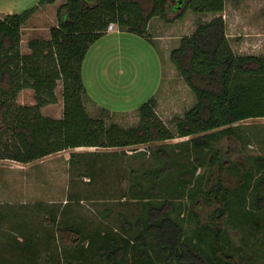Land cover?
<instances>
[{
  "label": "trees",
  "instance_id": "obj_1",
  "mask_svg": "<svg viewBox=\"0 0 264 264\" xmlns=\"http://www.w3.org/2000/svg\"><path fill=\"white\" fill-rule=\"evenodd\" d=\"M51 1L38 0L20 11L0 14V158L29 161L81 145L148 143L161 161L118 174L121 180L128 178L119 194L122 206L130 203L125 210L111 212L107 203L91 217L72 212L76 203L72 200L84 197L72 192L60 212L56 208L50 212L52 226L40 219L34 231H23L25 225L17 224L22 233L17 241L32 242L37 257L45 258L48 264H257L250 254L236 248L227 227L234 204L243 205L250 182L244 176L235 184L227 181L225 171L232 172L234 162L224 154L242 151L237 121L264 116V53L237 52L227 35L224 17L217 14L184 34L170 51L180 75L196 95L194 104L174 118V127L157 112L154 95L139 105L140 118L130 126L108 122L105 114H90L84 102L83 59L109 21L147 34L153 16L173 22L189 9L222 11L226 0H64L58 5V21L50 26L49 37L30 38V50L22 51V24L39 4ZM58 79L62 80L63 114L56 117L41 108L58 100ZM27 86L34 89L33 103L17 100L19 91ZM177 135H189L175 142L184 146L182 158L166 142ZM224 137L225 153L217 144ZM213 142L218 146L210 157L199 153L213 147ZM131 148L132 155L147 149ZM81 152L72 150L69 158ZM102 153L115 154L114 150ZM79 159L75 167H79ZM114 159L110 163L88 162L77 171L78 176H89L88 183L100 182L91 188L92 193L109 191L110 180L105 176ZM256 160V186L264 187V154H258ZM216 161L218 166L209 167L207 174L197 170ZM184 197L199 211L207 202L214 203L203 234L194 236L186 231L181 210L187 204L180 202ZM256 201L264 203V194L259 192ZM192 212L198 217L204 213ZM42 247L46 253L41 252Z\"/></svg>",
  "mask_w": 264,
  "mask_h": 264
},
{
  "label": "rangeland",
  "instance_id": "obj_2",
  "mask_svg": "<svg viewBox=\"0 0 264 264\" xmlns=\"http://www.w3.org/2000/svg\"><path fill=\"white\" fill-rule=\"evenodd\" d=\"M24 1L15 11H20L38 2V0ZM0 6L4 9L1 14L10 12L6 8L7 3L0 0ZM171 12L173 13L175 10L172 9ZM217 14H222L224 17L226 31L229 32L230 42L236 51L264 53V0H226L224 10L218 11V13L213 11L196 12L189 9L182 18L173 22L165 21L158 15L153 16L149 21L147 34L116 27L113 30L105 31L90 44L83 61L82 74L86 86L84 102L89 113L92 115L105 114L108 122L117 121L121 125L130 126L136 124L140 118L139 105L154 95L157 112L165 122L174 127V118L183 115L194 104L196 95L180 75L170 57V51L178 45L184 34L191 33L200 22ZM57 21V10L51 8L47 10L46 17L34 16L28 21L27 26L29 24L36 26V29L31 30V32L34 31L30 35L43 37L49 30L48 26L56 24ZM24 43L27 42L24 41ZM56 92L58 100L47 105L44 112L61 116L63 114L61 79H58ZM29 97L31 96L25 95L23 99L27 102ZM236 125L241 133L238 142L242 151L237 155L224 154L230 162H234L232 172L225 171V176L231 184L238 183L239 179L244 176L246 180H249L250 188L246 192V198L242 197L243 205L234 204V212L231 213V220L227 223V227L236 248L250 254L255 263L264 264V203L258 204L256 201L259 192L264 194V187L256 186L259 176L256 156L264 154V116L242 119L237 121ZM188 137L189 135H177L167 139L166 142H168L169 148L173 147L175 151L177 150L179 152L177 156L182 158L185 151L184 146L175 142ZM213 144H215L213 147H205L199 153L206 158L210 157L213 148L219 144L222 145L221 151L226 152V137L217 142L218 145L215 142ZM135 146L140 149L146 147V152L132 155L135 153H132L131 147ZM192 146L193 144L190 143L191 153H193ZM72 150L82 152L75 154L70 159L69 155ZM105 150H111V152L114 150L115 154L106 155L102 153ZM77 157L80 158L79 167H75ZM112 157L115 159L105 176L110 180L109 191L104 195L92 193L91 188L95 187L94 185L98 187L100 182L88 183L89 176H78L77 171L83 170L88 162L101 163L106 160L110 163ZM51 159L56 163L53 180L50 179L47 185L39 183L38 189L42 190L43 187H47L49 196L58 204L63 203L64 200L67 201L72 192L77 195L82 194L83 198L72 200L73 203L76 202L72 212L83 213L84 216L89 217L95 212H101L103 205L107 203L112 206L111 212L114 213L130 204L127 202V205L122 206L123 201L119 196L128 183V178L121 180L118 175L123 169L129 170L133 166H140L143 169L161 161L151 151L148 143L117 147L93 145L68 147L58 152L55 151ZM217 166L218 161L213 164L207 162V165H202L197 170L207 174L209 167L216 168ZM66 168L69 170V182L66 181L68 179ZM2 172L4 173V171ZM184 201L187 207L181 212L185 217L186 231L194 236L198 232L203 234L204 222L208 219V213L211 212L214 203L207 202L199 211L198 206L190 204L186 197L180 202ZM130 202L135 201L130 200ZM193 209L204 213L198 217L195 212H192ZM60 210L62 209L60 208ZM4 214L7 216L0 218V243L5 242L6 245H8L9 239L15 241L10 238V235L14 234V230H17L18 233L21 232L17 224L22 226L23 223L29 222V228H31L36 225L39 218L38 221L42 219L45 224L52 226L49 220L50 210L4 212ZM15 236L20 237V234ZM203 242L201 241V243ZM53 245L54 243L51 245L52 249L55 248ZM41 249L42 253H46L45 247ZM38 261L41 264H48L43 257H39Z\"/></svg>",
  "mask_w": 264,
  "mask_h": 264
},
{
  "label": "crops",
  "instance_id": "obj_3",
  "mask_svg": "<svg viewBox=\"0 0 264 264\" xmlns=\"http://www.w3.org/2000/svg\"><path fill=\"white\" fill-rule=\"evenodd\" d=\"M3 3H7L8 11H15L19 8L24 0H1ZM64 0H54L51 2H45L38 5L37 9L34 13L22 24V38H21V49L23 51H29L28 40L33 38V35H30L32 29H36L34 25H28V21L35 17L47 16V10L53 8L57 10V7ZM226 6V2H225ZM0 6V14L4 9ZM218 13V12H217ZM52 16V15H51ZM50 19V16H48ZM150 21V20H149ZM55 23H53L54 25ZM29 27V29H27ZM119 27V26H117ZM49 30H47L46 34L43 37H49L50 34V25L48 26ZM113 30L106 28V31ZM229 36V32H227ZM157 36H160L157 34ZM230 38V37H229ZM24 41L27 43L25 44ZM26 45V46H25ZM240 53H249L237 51ZM253 53V52H250ZM86 56V55H85ZM85 60V57L83 61ZM83 68V64H82ZM29 97V101H25L23 97ZM17 99L22 103H33L35 102L33 88L30 86L22 88L18 95ZM53 103V102H52ZM51 104L47 103L42 106V111L44 112V108ZM45 113V112H44ZM48 113V112H46ZM45 113V114H46ZM51 115L50 113H48ZM54 116V115H52ZM59 117V116H56ZM76 146V147H82ZM64 150V149H61ZM60 151V150H59ZM58 152V151H57ZM53 153H49L43 155L42 157L35 158L29 161H21L18 159L5 157L0 158V218L3 216H7L4 212H44V210H50V212H54L55 208L60 210L63 207L66 200L63 203L58 204L55 200L49 196V191L47 187H43L42 190L38 189V184H48L50 179L53 180V173L55 172L56 163L51 159ZM4 171V173L2 172ZM66 172L68 173L67 178L69 176V170L66 168ZM69 182V178L66 180ZM52 202V203H49ZM46 208V209H45ZM41 210V211H39ZM43 210V211H42ZM16 216V214H15ZM39 219V218H38ZM38 219L36 224L38 223ZM22 225H25V229L29 228V222H25ZM35 225L29 228V231H34ZM14 234L10 235L11 239H15V241H8V245L5 242L0 243V264H37V249L35 245H32L27 242L17 241L16 236L20 234V238H22V233L17 230L13 231ZM32 251L34 255H32Z\"/></svg>",
  "mask_w": 264,
  "mask_h": 264
},
{
  "label": "built area",
  "instance_id": "obj_4",
  "mask_svg": "<svg viewBox=\"0 0 264 264\" xmlns=\"http://www.w3.org/2000/svg\"><path fill=\"white\" fill-rule=\"evenodd\" d=\"M117 26H118V24L115 21L111 20V21H109L107 28L108 29H115Z\"/></svg>",
  "mask_w": 264,
  "mask_h": 264
}]
</instances>
